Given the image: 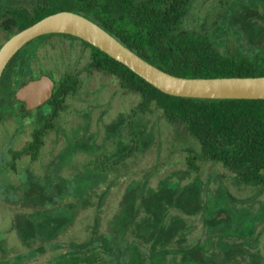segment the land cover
I'll return each instance as SVG.
<instances>
[{"label": "rangeland", "instance_id": "obj_1", "mask_svg": "<svg viewBox=\"0 0 264 264\" xmlns=\"http://www.w3.org/2000/svg\"><path fill=\"white\" fill-rule=\"evenodd\" d=\"M191 1L185 22L191 29L220 27L218 42L249 54L264 47V0ZM62 38L41 43L34 66L55 68L57 79L81 71L80 86L45 135L38 161L23 157L13 167L9 152L22 149L40 124L0 123V264H46L48 255L30 254L67 252L92 236L94 221L101 222L99 237L139 241L132 228L118 234L122 217L150 225L170 263L174 257L181 264H264V187L238 185L222 164L203 161L199 145L160 111L136 113L140 98L117 79L87 71L91 51ZM49 215L69 221L55 238L21 236L25 225L16 220L36 224ZM187 245L194 253L182 256Z\"/></svg>", "mask_w": 264, "mask_h": 264}, {"label": "trees", "instance_id": "obj_2", "mask_svg": "<svg viewBox=\"0 0 264 264\" xmlns=\"http://www.w3.org/2000/svg\"><path fill=\"white\" fill-rule=\"evenodd\" d=\"M25 1L8 0L6 16H9L11 32L8 40L49 15L71 11L91 19L150 64L175 76H264V47L252 54L245 53L240 45L215 39L220 27L210 32L203 26L191 29L185 24L192 11L191 0H44L45 3L38 5H27ZM19 16L24 17L20 20ZM83 42L92 49L88 71L113 77L124 91L137 95L140 101L136 113L160 111L170 126L177 127L199 145L203 161L222 164L234 174L238 185L264 187V100L167 95L127 66ZM79 86L71 77L66 83H59L54 96V113L63 109L64 98L61 97L76 93ZM48 130L46 126L45 131ZM43 138L44 131L33 139L34 148H25L23 153H37L42 144H36ZM196 159L189 161L188 166L193 167Z\"/></svg>", "mask_w": 264, "mask_h": 264}, {"label": "flooded vegetation", "instance_id": "obj_3", "mask_svg": "<svg viewBox=\"0 0 264 264\" xmlns=\"http://www.w3.org/2000/svg\"><path fill=\"white\" fill-rule=\"evenodd\" d=\"M25 2L27 5L45 3L44 0H26ZM7 9L8 0H0V49L8 41V35L11 33L8 29L7 20L9 16H6ZM23 17L24 16H19L18 19L22 20ZM12 25H15V23L13 22ZM52 35L53 34H48L47 36L51 38L46 41L51 40L52 38H57V36ZM67 38L79 42L84 48V51L89 49L91 51V60L92 49L83 42L84 40L70 35H65L62 39ZM46 41H42L40 44L31 47L28 46L32 41L25 45L9 62L0 82V123H5L7 120L12 119L20 125L28 124L34 121L40 124L39 128H34L32 132V139L27 141L22 149L10 150L9 153L12 158L11 165L13 167L15 166L14 163L17 159H21L23 157H29L32 163L38 161L40 151L45 146V135L56 128L58 118L65 110H67V101L75 93L61 97L62 99L64 98L62 102L63 109H61L57 114L54 113V96L59 83L61 81L66 83V81L69 80V77H71L76 79L78 84H80V76L82 75L81 71H66L62 73L60 78L57 79L54 72L55 68L46 69L40 66H34L33 62L35 61L36 55L42 46L41 43ZM85 69L88 71V63L85 66ZM44 76L49 77L54 82L53 94L43 104L33 109H29L26 99L24 97L19 98L18 93L30 82L38 80ZM46 126L49 128L48 131H45ZM43 131V142L41 141L42 143L40 142L36 144L37 146L42 144L39 151H37V153L32 151L23 153L25 148L30 150L34 148V144L36 142H34L33 139L36 138L37 134ZM38 212L40 213V211ZM42 212L44 213V211ZM122 219L123 217L121 220L116 222L118 234L123 235L129 228H132V235H137V239L139 241L126 239L124 236L99 237L98 234L101 222L94 221L90 231V233L92 232V236L83 237L78 244L72 242L71 244L74 245V247H70L67 252L60 254L33 253L30 254V257L33 258L32 260H39L41 259V256L48 255V262L46 264H181V262L174 257L171 258L172 263H170L167 251L164 250L159 243L153 242L154 233L153 231H149V229H151L150 225L140 223L137 226H133L131 223H122ZM68 223L69 221L67 219L52 215L46 216L36 224L27 222V220L20 218L19 221L16 220L17 227L19 226L20 228V225H25L24 227L22 226V232L20 233L24 239L33 238L37 233H39L47 236L49 241L55 238L59 232L64 230ZM42 226H46L47 228ZM57 227L59 229L56 231ZM24 234L28 235L23 236ZM140 235L143 237L141 238ZM145 236H148V238L145 239ZM189 247L190 246L187 245V248ZM193 253L194 248L191 247L186 251V253L182 254V256L185 254L193 255Z\"/></svg>", "mask_w": 264, "mask_h": 264}, {"label": "water", "instance_id": "obj_4", "mask_svg": "<svg viewBox=\"0 0 264 264\" xmlns=\"http://www.w3.org/2000/svg\"><path fill=\"white\" fill-rule=\"evenodd\" d=\"M48 34L77 37L98 48L161 92L181 98L214 100H264V76L186 78L175 76L150 64L91 19L71 11L49 15L13 35L0 49V82L12 58L31 41ZM54 82L42 77L18 93L29 109L46 102Z\"/></svg>", "mask_w": 264, "mask_h": 264}]
</instances>
